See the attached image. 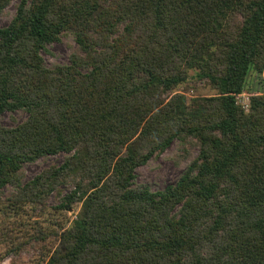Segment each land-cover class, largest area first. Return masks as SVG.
<instances>
[{"label":"trees","instance_id":"obj_1","mask_svg":"<svg viewBox=\"0 0 264 264\" xmlns=\"http://www.w3.org/2000/svg\"><path fill=\"white\" fill-rule=\"evenodd\" d=\"M65 37L68 63L48 65ZM191 71L217 92L188 100ZM263 72L264 0H19L0 26V202L79 205L37 227L36 264H264V87L238 102ZM174 141L198 155L162 189L138 183ZM58 154L25 181L26 163Z\"/></svg>","mask_w":264,"mask_h":264},{"label":"rangeland","instance_id":"obj_2","mask_svg":"<svg viewBox=\"0 0 264 264\" xmlns=\"http://www.w3.org/2000/svg\"><path fill=\"white\" fill-rule=\"evenodd\" d=\"M18 3L19 0H13L0 15V26H6L11 21L16 13ZM75 47L76 43L72 37H65L61 41L51 44L50 52L44 53L47 64L68 63L69 56ZM191 74L187 82L178 87L180 92L185 93L188 100L196 96L214 95L217 92L208 85L207 81L193 78V71ZM250 78L251 76L248 77L245 91L238 95V102L246 109L249 107L251 93L264 87V72L262 77L256 78L252 75ZM27 116L28 114L24 110L5 112L1 117V122L4 126L11 127L24 121ZM188 148L187 152L179 145L178 141H174L165 152L156 155L147 164L137 169L138 183H149L155 189H162L177 180L190 159L198 155L197 147ZM63 159L64 154H58L26 163L23 167L25 181L32 179L36 174L52 165L60 164ZM11 190V187L6 188L5 198L10 195ZM61 191L62 194H65L69 191V187H61ZM59 201L60 196L58 193H54L45 206L41 205L35 209L28 206L20 213L10 212L9 207L4 205L5 201L0 202V264H36L41 252L47 246L46 242L32 238L37 235V227L40 225L44 230L60 229L67 226L78 213L79 205L71 211L57 210L55 207ZM30 214L33 216L32 218ZM35 222L38 223L35 224ZM52 237L54 239L49 238L48 240L50 246L56 244L55 236L52 235ZM19 246V251H13Z\"/></svg>","mask_w":264,"mask_h":264}]
</instances>
